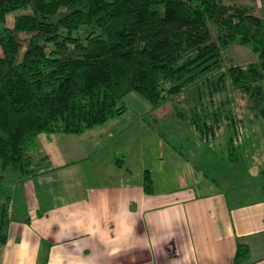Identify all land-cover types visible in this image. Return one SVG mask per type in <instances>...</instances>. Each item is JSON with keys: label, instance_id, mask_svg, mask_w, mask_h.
Here are the masks:
<instances>
[{"label": "trees", "instance_id": "trees-1", "mask_svg": "<svg viewBox=\"0 0 264 264\" xmlns=\"http://www.w3.org/2000/svg\"><path fill=\"white\" fill-rule=\"evenodd\" d=\"M252 8L245 0H0V246L16 184L47 169L35 138L104 123L125 112L132 91L170 103L203 143L224 133L239 141L245 120L233 93L264 117V17H251ZM233 44L258 59L234 63L225 55ZM143 186L153 191L148 170ZM247 255L239 244L235 264Z\"/></svg>", "mask_w": 264, "mask_h": 264}, {"label": "crops", "instance_id": "crops-1", "mask_svg": "<svg viewBox=\"0 0 264 264\" xmlns=\"http://www.w3.org/2000/svg\"><path fill=\"white\" fill-rule=\"evenodd\" d=\"M73 134H56L47 169L16 184L0 264H235L239 244L241 264H264L262 167L193 157L206 169L192 161L177 187L146 193L117 146L92 138L87 150Z\"/></svg>", "mask_w": 264, "mask_h": 264}, {"label": "rangeland", "instance_id": "rangeland-1", "mask_svg": "<svg viewBox=\"0 0 264 264\" xmlns=\"http://www.w3.org/2000/svg\"><path fill=\"white\" fill-rule=\"evenodd\" d=\"M245 2L253 6L251 17H264L263 0H245ZM15 14L16 12L8 14V21L12 22ZM225 55L234 63L242 65L258 59V53L239 44L228 47ZM233 94L237 96L236 104L234 103L233 106L245 120L239 141L234 144L230 143V139L225 138L226 133L203 143L190 125L178 121L170 103L154 105L137 91L125 96L124 113L91 127L93 129H85L70 137L74 146L80 143L87 150L94 149L88 145L92 144L90 142L92 138L101 140L100 145L105 149L113 145L117 146L119 149L117 156L122 158L123 167L128 166L135 171L148 170L157 189L177 187L180 176H190L194 164L204 168L193 157H200L206 162L214 159L218 162L225 160L228 163V165L224 164L225 166L238 165L243 171L249 170L248 168L263 167L264 117L254 118L251 112L246 111L245 102L240 94L236 92ZM249 116L253 117L250 121L247 120ZM56 134L51 133L49 137L48 133H41L35 138L45 165L48 162L46 156L50 155L49 149L57 143V139L61 138ZM226 136L230 135L226 134ZM31 149L34 150L33 144ZM224 165L218 163V167L224 168Z\"/></svg>", "mask_w": 264, "mask_h": 264}]
</instances>
